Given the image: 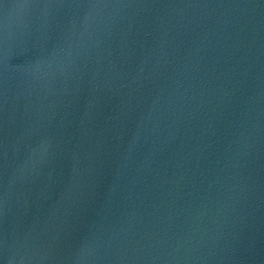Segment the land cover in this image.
<instances>
[{
    "label": "water",
    "instance_id": "obj_1",
    "mask_svg": "<svg viewBox=\"0 0 264 264\" xmlns=\"http://www.w3.org/2000/svg\"><path fill=\"white\" fill-rule=\"evenodd\" d=\"M0 264H264V0H0Z\"/></svg>",
    "mask_w": 264,
    "mask_h": 264
}]
</instances>
